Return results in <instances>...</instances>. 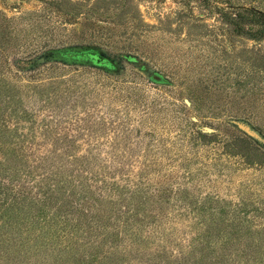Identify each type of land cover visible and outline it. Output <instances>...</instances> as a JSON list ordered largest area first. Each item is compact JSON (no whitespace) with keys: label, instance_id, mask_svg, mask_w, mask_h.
<instances>
[{"label":"rangeland","instance_id":"374dc122","mask_svg":"<svg viewBox=\"0 0 264 264\" xmlns=\"http://www.w3.org/2000/svg\"><path fill=\"white\" fill-rule=\"evenodd\" d=\"M64 1L0 0V182L25 190L0 201V264H264V166H244L264 157L224 148L264 153V73L239 85L264 40L225 35L231 0ZM196 127L213 137L190 142Z\"/></svg>","mask_w":264,"mask_h":264},{"label":"trees","instance_id":"16d2710c","mask_svg":"<svg viewBox=\"0 0 264 264\" xmlns=\"http://www.w3.org/2000/svg\"><path fill=\"white\" fill-rule=\"evenodd\" d=\"M237 1H239V0H231V2H226V4H225L226 8L222 9V15H223L224 27H225V30H224L225 35L229 36V37L237 36V37H241V38H246L247 40H252L255 42H260V41L264 40V10L259 9L253 5L252 6H246L244 4L238 3ZM54 3H56L58 5V7H56L58 9L57 11H59L60 13H63L64 11H62L60 9H62L63 4H65V1L64 0H57V2H54ZM67 14L69 16L76 15L75 14V8L73 10L72 9L69 10V12ZM75 18L79 19L78 14L75 16ZM32 30H35V29L33 28ZM24 31H25L24 34H26L28 36L31 33L28 30H24ZM70 46H72V45H70ZM74 46L75 45H73V47ZM59 47H61V45L56 46V48H59ZM78 47H80V46H78ZM57 50H59V49H57ZM22 53H23V51L21 50V52H19V54H22ZM37 53H38L37 49H31V53H28L26 56L32 57L31 56L32 54L34 55ZM247 54L251 57L248 59L244 58L243 62H244V66L249 65L251 73L245 74L244 78H242L239 81V85H240V87H242L243 90L249 88V90L246 91L247 93H249V92L253 93L254 90L251 91L250 89H252V87L254 86L255 83H253V81L251 79H254V77L257 76V73L259 76L264 73V68L261 64L264 61V51L260 47L259 48L256 47L255 51L247 52ZM51 63H52V65H50L48 67V69H47L48 71H51V70L53 71V70L59 69V67L57 65L54 66L53 63L63 64L61 61H58V62L55 61V62H51ZM63 65L65 66V64H63ZM32 68H34V67H32ZM32 68H31V70H33ZM8 96L13 97L10 95V93ZM192 125L195 126L196 124L193 122ZM184 137H187L189 139V141L192 142V141L201 140V139H209V137L211 138L213 136L211 134L205 133L202 130H199L196 127L195 130L191 129V132L189 133L188 136L185 135ZM233 140L234 141H232L231 143L224 145V148H225V150H227V153H228V151L234 150V151H236L235 153L237 155H239L243 152L247 153L251 149V150H255V152L260 153V156L264 157V153H262V151H260V149L258 147L252 148V144H250V142L247 139L237 137ZM237 151H240V152H237ZM0 152H4V151L0 150ZM244 164H245L244 166L250 167V168L255 167V166H258L260 168V167L264 166V164L257 165V164H253L252 162H249V161L248 162L244 161ZM1 168L4 171L10 170V167L9 168L1 167ZM0 175L2 176L1 173H0ZM41 187L42 186H40V188ZM46 188H47V186L45 185L44 188H42V190L40 191L41 194H43V196H44V202H45L44 204L51 203L52 201H57L56 203H58L60 201L57 205V208H56V211L58 213L61 214L62 212L67 211L66 214H68V216H70V215H73V214L79 212L77 224H80V225L82 224L83 220H85V221L88 220L86 215H82V209L81 208H76V209L70 208L71 203L73 202V200H75V198H74L75 197L74 196L75 191H73V193L70 195L62 194V197L60 199V197H58V196H53V194H51L50 191L47 192ZM8 190H9V192H8ZM24 192H25L24 188H16V187L10 186V189H9V187L7 185L4 186L0 182V196L3 197V199H0V201L3 203L7 199H10V201H12V206L13 205H19L21 200H19L17 198L16 194L20 195ZM68 196L73 197V200L72 201L71 200H65V199H67L66 197H68ZM24 201H26V200H24ZM139 201H141V200H139ZM139 201H138V204H136L137 202L135 203V205H136L135 209L137 212L133 216V217H135L136 221H140V218L138 216V212L143 210V208H144L143 204L145 203V202H142V201L139 202ZM29 203H30V206L34 209V210L30 209V212H34V213L36 212L37 213L38 207L35 206V204L33 202L29 201ZM95 203L97 204L96 206H91V204L89 202H87V200H85V202H84L85 205L92 207V210H90L91 214L92 213L94 214L95 212L98 214V217H96V218L93 217V218H91L92 220H90V221L99 222L98 226L105 229V226L107 224L104 225L103 222L106 223L107 217L108 216L110 217L112 214H108L106 212L108 210H106V208L103 206L102 201L95 199ZM68 207L70 209L66 210V208H68ZM17 210L21 211V208L17 209ZM241 210L242 209L235 210V212L232 215L235 219H237V221L239 220V222H241L243 220L237 216V212H239ZM110 211L112 212V210H110ZM35 216H36V214H35ZM125 219L127 220V224H128L129 218L125 217ZM54 223H55V221L54 222L52 221L51 225L53 226ZM18 224H19V222L15 223V225H18ZM88 229L89 230H87L85 236L91 238V236H93V228H90V226L88 225ZM96 232H101L100 228L96 229ZM236 235H238L239 237H243V234H241V233H236ZM107 242H109V243L115 242V239L113 238L112 234H107L104 236L102 243L105 244ZM251 244H254V240H251L250 243H246V245H247L246 247L249 248V251L254 249V248H252ZM249 251H245V253H249ZM95 252L99 253V250L95 249ZM255 253H256V251H255ZM115 256H116V254H109L108 256H105V258L109 262L113 263V260H115V258H116ZM60 260H63V259L61 258ZM78 261L84 262L85 261L84 257L82 259L76 260V262H78ZM212 264H217V262L212 263Z\"/></svg>","mask_w":264,"mask_h":264},{"label":"water","instance_id":"95a60500","mask_svg":"<svg viewBox=\"0 0 264 264\" xmlns=\"http://www.w3.org/2000/svg\"><path fill=\"white\" fill-rule=\"evenodd\" d=\"M155 79L157 80V78L155 77Z\"/></svg>","mask_w":264,"mask_h":264}]
</instances>
